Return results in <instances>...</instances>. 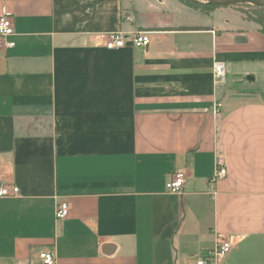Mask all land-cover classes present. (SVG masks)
Wrapping results in <instances>:
<instances>
[{
	"label": "crops",
	"instance_id": "crops-1",
	"mask_svg": "<svg viewBox=\"0 0 264 264\" xmlns=\"http://www.w3.org/2000/svg\"><path fill=\"white\" fill-rule=\"evenodd\" d=\"M4 10L16 47L0 52V182L21 195L0 199V264H37L44 250L56 264H196L222 240L224 264H264L256 23L181 0H0ZM113 32L124 48L106 47ZM138 32L146 48L132 46ZM218 155L227 176L211 186ZM179 171L184 192L168 193Z\"/></svg>",
	"mask_w": 264,
	"mask_h": 264
},
{
	"label": "built area",
	"instance_id": "built-area-1",
	"mask_svg": "<svg viewBox=\"0 0 264 264\" xmlns=\"http://www.w3.org/2000/svg\"><path fill=\"white\" fill-rule=\"evenodd\" d=\"M130 19V18H129ZM15 36L13 15L7 10L0 14V52L11 50L16 47L13 41ZM133 47L146 48L150 44V37L146 32H138L130 38ZM127 45V39L120 32H113L108 35L106 47L110 50L121 49ZM213 74L216 83L224 85L227 81V66L223 61H216L213 65ZM227 169L225 159L218 155L215 159V169L210 178V185L214 186L217 182L225 179ZM186 183V174L179 171L174 174L166 184V191L171 194H182ZM21 195L20 188L10 186L0 182V199L16 198ZM71 213V205L68 201L60 203L55 212L56 219L64 220ZM232 250V244L228 240L219 242L213 252L206 256L199 257L196 264H224L227 256ZM37 264H56L54 251L44 250L38 254Z\"/></svg>",
	"mask_w": 264,
	"mask_h": 264
},
{
	"label": "rangeland",
	"instance_id": "rangeland-1",
	"mask_svg": "<svg viewBox=\"0 0 264 264\" xmlns=\"http://www.w3.org/2000/svg\"><path fill=\"white\" fill-rule=\"evenodd\" d=\"M189 1L195 4V6H204L208 4L206 0H189ZM255 1L264 2V0H255ZM257 7L258 6L252 4H239L237 6H232L231 9L242 15L245 19L249 20L250 22L255 23V20L258 18L257 11H259L257 10Z\"/></svg>",
	"mask_w": 264,
	"mask_h": 264
},
{
	"label": "water",
	"instance_id": "water-1",
	"mask_svg": "<svg viewBox=\"0 0 264 264\" xmlns=\"http://www.w3.org/2000/svg\"><path fill=\"white\" fill-rule=\"evenodd\" d=\"M206 1L208 4L217 7H232V6H237L239 4H252L264 8V2L255 1V0H206Z\"/></svg>",
	"mask_w": 264,
	"mask_h": 264
},
{
	"label": "trees",
	"instance_id": "trees-1",
	"mask_svg": "<svg viewBox=\"0 0 264 264\" xmlns=\"http://www.w3.org/2000/svg\"><path fill=\"white\" fill-rule=\"evenodd\" d=\"M182 2H184L185 4L193 7V8H196V9H200V10H203V11H209V10H212V9H215V8H219L217 6H214V5H211V4H206L204 6H195V4H193L191 1L189 0H181ZM200 7H203V8H200ZM257 14H258V18L255 20V23L258 24V26L260 27V30L262 33H264V8L262 7H257Z\"/></svg>",
	"mask_w": 264,
	"mask_h": 264
}]
</instances>
